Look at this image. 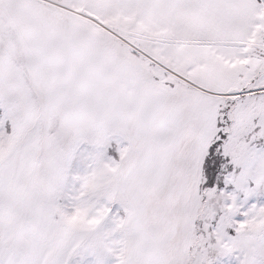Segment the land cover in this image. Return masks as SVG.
<instances>
[{"label":"snow or ice","instance_id":"snow-or-ice-1","mask_svg":"<svg viewBox=\"0 0 264 264\" xmlns=\"http://www.w3.org/2000/svg\"><path fill=\"white\" fill-rule=\"evenodd\" d=\"M0 264H264V0H0Z\"/></svg>","mask_w":264,"mask_h":264}]
</instances>
